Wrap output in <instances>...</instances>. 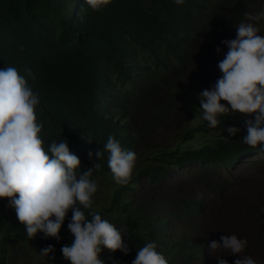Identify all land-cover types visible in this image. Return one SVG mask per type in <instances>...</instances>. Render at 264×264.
<instances>
[{
  "label": "clouds",
  "instance_id": "obj_1",
  "mask_svg": "<svg viewBox=\"0 0 264 264\" xmlns=\"http://www.w3.org/2000/svg\"><path fill=\"white\" fill-rule=\"evenodd\" d=\"M219 1L174 0L177 7L173 14L198 22ZM85 2L100 11L111 0ZM245 17L249 22L235 26L236 38L222 41L228 48L223 60L210 55L211 73L209 70L199 78L193 76L190 67L179 65L175 47L203 53L207 46L182 26L174 27L164 47H142L138 57L129 63L135 72L143 71L146 76L158 74V67L163 72L175 67L168 72L171 84L155 86L158 92L173 106L187 108L186 115L194 114L192 122L202 119L213 129L221 123L220 117L242 114L246 129L242 141L247 144L243 150L221 155L205 141L209 131L193 129L182 144L195 149V153L191 158L172 162L158 143L160 139H176L183 129L177 122L154 124L146 136L129 144L130 150L109 136L104 145L109 153L108 167L117 185L129 183L126 194L132 213L116 205L101 215L89 211L91 219L86 218L82 208L91 210L93 200L103 206L92 178L100 165L78 175L81 162L66 140L53 141L45 152L38 136L42 125L36 123L38 96L16 68L0 69V199L10 201L28 236H10L4 264H14L25 253L35 259L33 239L39 233L45 239L59 241L69 211L72 217L66 243L47 242L39 252L42 257L50 256L54 263H264V36L252 23L264 20V11L246 12ZM146 50L152 54L149 56ZM26 71L31 75L30 70ZM134 75L128 72L126 77ZM90 106L97 113L95 104ZM118 117L116 110L109 112V118ZM226 131L234 137L240 129L233 126ZM193 132L206 134L192 142ZM145 137L147 141L143 143ZM141 151L145 153L141 155ZM88 155L91 159L92 153ZM102 155L97 151L98 160ZM140 167L144 170L131 179ZM206 216L209 224L203 226ZM18 224L13 222L9 229H0V236L4 232L9 235ZM137 233L147 242L142 248L138 238L132 236ZM206 234H211V241L205 246L202 241Z\"/></svg>",
  "mask_w": 264,
  "mask_h": 264
},
{
  "label": "trees",
  "instance_id": "obj_2",
  "mask_svg": "<svg viewBox=\"0 0 264 264\" xmlns=\"http://www.w3.org/2000/svg\"><path fill=\"white\" fill-rule=\"evenodd\" d=\"M254 5L264 8V0H220L202 20L191 22L181 14H173L177 7L174 0H111L100 11H94L85 0H0V69L16 68L38 96L35 115L36 123L42 125L38 136L43 149L48 152L53 141L66 140L81 162L78 175L97 163L100 165L92 178L98 185L99 198L104 200L103 206L93 200L91 210L82 208L86 218L91 219L89 211L101 215L116 205L132 213L126 194L129 183L117 185L108 167L109 153L104 145L109 136L119 141L123 149L130 150L129 144L146 136L154 124L177 122L183 129L176 139L171 142L160 139L158 143L160 151L172 162L191 158L195 153V149L182 144L193 129L209 131L205 141L221 155L247 147L242 141L246 135L242 114L220 117L221 123L215 129L202 119L188 122L187 108L173 106L155 87L171 84L168 72L175 67L164 72L158 67V74L146 76L143 71L135 72L129 63L138 57L142 47H164L174 27L182 26L205 42L207 52L194 53L175 47L178 63L190 67L194 77L204 76L211 68L209 56L223 60L228 48L222 41L235 39V26L249 22L245 13L264 11ZM252 23L260 29L258 34L264 36V20ZM148 52L150 56L152 51ZM128 72L135 75L126 77ZM133 77L136 80L130 81ZM93 104L97 113L92 112ZM113 110L118 118H109ZM233 126L240 129L234 137L226 131ZM146 141L145 137L143 143ZM97 151L103 152L99 160ZM144 153L141 151V155ZM143 170L140 167L131 179ZM71 217L69 211L59 241L45 239L39 233L33 239L32 252L36 258L26 257L21 264H66L54 263L50 256L42 257L39 252L46 247L44 243H66ZM13 222L19 224L9 235L4 232L0 236V264H4L10 236L18 239L27 236L10 201L0 199V229H9ZM132 236L138 238L141 248L147 243L141 233Z\"/></svg>",
  "mask_w": 264,
  "mask_h": 264
},
{
  "label": "rangeland",
  "instance_id": "obj_3",
  "mask_svg": "<svg viewBox=\"0 0 264 264\" xmlns=\"http://www.w3.org/2000/svg\"><path fill=\"white\" fill-rule=\"evenodd\" d=\"M221 103H226V102L221 101ZM187 117H188L189 121L192 122L193 119L195 118V115L191 113V114H188ZM205 134L206 133H204V132H201V133L200 132H193L192 135L190 136V141L193 142V141L197 140L198 138L204 136ZM101 200H102V202H104L103 198ZM208 224H209V217L206 216L205 218H203L202 225L203 226H208ZM210 241H211V234H206V237L202 241V243H203V245L206 246V245L209 244ZM253 253H254V250L251 252V254H253ZM26 257L28 259H30V253H25L24 256L18 257L17 261L14 264H21L26 259Z\"/></svg>",
  "mask_w": 264,
  "mask_h": 264
},
{
  "label": "bare ground",
  "instance_id": "obj_4",
  "mask_svg": "<svg viewBox=\"0 0 264 264\" xmlns=\"http://www.w3.org/2000/svg\"><path fill=\"white\" fill-rule=\"evenodd\" d=\"M236 223H237V224H236V227L239 228V227L241 226V221H240L239 218L237 219Z\"/></svg>",
  "mask_w": 264,
  "mask_h": 264
}]
</instances>
